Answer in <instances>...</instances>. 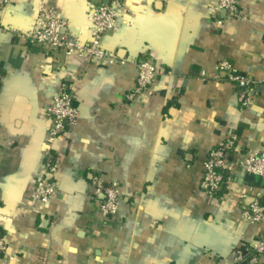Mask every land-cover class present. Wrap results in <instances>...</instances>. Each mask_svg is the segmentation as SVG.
<instances>
[{
    "label": "crops",
    "instance_id": "crops-1",
    "mask_svg": "<svg viewBox=\"0 0 264 264\" xmlns=\"http://www.w3.org/2000/svg\"><path fill=\"white\" fill-rule=\"evenodd\" d=\"M40 0H11L3 22L31 29ZM73 34L91 39L95 0H57ZM218 0H124L118 31L102 46L127 60L148 56L166 71L133 103L131 63H89L77 54L46 53L0 33V264H234V251L253 244L264 223L244 220L245 194L264 201V178L240 162L264 152V84L246 110L234 84L215 80L228 59L264 80V0H239L240 17L212 9ZM64 77L80 111L53 154L58 193L32 200L49 150L48 109ZM121 100V101H120ZM236 136L223 200L201 191L204 162L220 141ZM117 181L123 202L111 224L92 199L93 176Z\"/></svg>",
    "mask_w": 264,
    "mask_h": 264
},
{
    "label": "built area",
    "instance_id": "built-area-1",
    "mask_svg": "<svg viewBox=\"0 0 264 264\" xmlns=\"http://www.w3.org/2000/svg\"><path fill=\"white\" fill-rule=\"evenodd\" d=\"M239 0H218V5L212 9L213 13L225 10L229 15L240 17ZM11 0H0V33H11L17 39L28 45L40 47L46 53H62L65 56L77 54L85 57L89 63L99 66H109L116 61L121 64L131 63L138 71L136 85L125 93L123 100L133 103L137 97L150 87L159 76L166 71L153 58L143 56L127 60L121 58L118 51L106 49L102 41L106 33L118 31L119 11L124 6V0H95L88 22L92 29L91 39L83 40L81 34H73L69 22L59 15L57 0H40L37 19L31 29L18 30L6 25L1 12ZM3 72L0 68V88ZM215 80H226L234 84L238 107L246 110L256 101L259 92L258 86L264 84L254 77L240 71L235 64L228 60H221L216 65ZM121 101V100H120ZM50 125L48 128V142L51 148L45 155V168L38 178L32 200L36 203H46L58 193V184L53 175L58 171V163L53 154L54 142L65 135L77 124L80 111L73 103V94L70 80L64 77L60 90L53 96L52 104L48 109ZM1 124V109H0ZM238 140L232 136L220 141L208 153L204 162V175L200 182V189L211 200H223L224 193L234 181V176L228 171L230 164L235 161L238 152ZM240 162L245 172L259 178H264V152L247 153ZM92 199L97 203L102 223L109 225L119 214L123 202V193L120 184L108 180L102 173L93 176ZM245 221L253 224L264 223V201L251 193L245 194V202L241 206ZM6 249L5 242L0 238V253ZM219 257L208 253L206 264H218ZM234 264H264V232L253 244L239 246L234 251Z\"/></svg>",
    "mask_w": 264,
    "mask_h": 264
}]
</instances>
